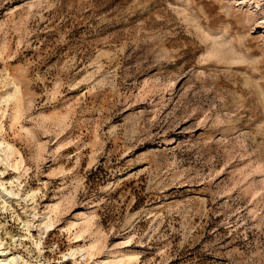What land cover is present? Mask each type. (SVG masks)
Masks as SVG:
<instances>
[{
  "label": "rangeland",
  "instance_id": "obj_1",
  "mask_svg": "<svg viewBox=\"0 0 264 264\" xmlns=\"http://www.w3.org/2000/svg\"><path fill=\"white\" fill-rule=\"evenodd\" d=\"M0 101L38 192L0 198V238L28 263L264 264V0H0ZM81 213L101 245L75 263Z\"/></svg>",
  "mask_w": 264,
  "mask_h": 264
},
{
  "label": "bare ground",
  "instance_id": "obj_2",
  "mask_svg": "<svg viewBox=\"0 0 264 264\" xmlns=\"http://www.w3.org/2000/svg\"><path fill=\"white\" fill-rule=\"evenodd\" d=\"M15 99V94L7 95L6 99L1 101L4 103H9ZM0 101V102H1ZM17 113V112H16ZM1 132V131H0ZM19 158V159H18ZM0 163L4 166V170L11 169L15 172V176L5 181L0 179V198L3 200L4 204H7L8 201L21 200L23 203H28L31 201L35 202L38 192L35 191H22L21 188V176L20 168L22 167V158L20 153L15 149L14 146L6 143L2 138H0ZM2 174V172L0 173ZM8 185V187L6 186ZM20 189V190H19ZM16 202V201H15ZM57 207H53L45 214L41 220L35 226V219L37 215H33L32 219H29L24 222L26 230L29 232L33 227L36 228V231L39 235L38 243L36 247L41 246V236L47 234L48 232L54 231L56 220L54 215L56 214ZM57 215V214H56ZM84 213L78 215L77 219L74 222L70 223L66 231L70 234L72 230L75 232L70 235L71 246L68 249L67 254L63 255L64 259H70L76 263L77 259L81 258V261H87L92 259L100 252L101 240L98 237H92V241L87 246H79L78 243L81 242L84 235L89 232L88 221L83 218ZM54 217V218H53ZM89 235L92 236L93 232H89ZM20 242L25 241L17 240ZM137 261V256L131 254L130 252L124 253L122 255L109 257L105 261H101L98 264H135ZM65 262V261H64ZM78 263V262H77ZM94 261L91 263L93 264ZM0 264H30L25 261L22 257L17 256L11 250L6 249L3 240L0 238ZM82 264V263H79Z\"/></svg>",
  "mask_w": 264,
  "mask_h": 264
}]
</instances>
